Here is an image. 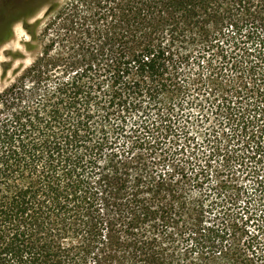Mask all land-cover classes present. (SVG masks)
Segmentation results:
<instances>
[{
    "label": "trees",
    "instance_id": "16d2710c",
    "mask_svg": "<svg viewBox=\"0 0 264 264\" xmlns=\"http://www.w3.org/2000/svg\"><path fill=\"white\" fill-rule=\"evenodd\" d=\"M55 6L40 55L0 93V264H264V222L249 231L222 187L187 173L198 98L229 96L195 56L210 70L219 50L235 54L247 75L236 94L250 99H222L223 133L204 136L264 170V0Z\"/></svg>",
    "mask_w": 264,
    "mask_h": 264
},
{
    "label": "rangeland",
    "instance_id": "374dc122",
    "mask_svg": "<svg viewBox=\"0 0 264 264\" xmlns=\"http://www.w3.org/2000/svg\"><path fill=\"white\" fill-rule=\"evenodd\" d=\"M68 1L0 0V93L14 79V70L28 67L40 55L44 41L42 33L45 31L46 25L54 21L56 15V11L47 15L48 11L58 8L55 6L56 4L63 5ZM26 26L29 28H26ZM31 33H35L38 40L32 41L34 49L32 52H27L25 50V43L32 40ZM18 53L23 54V56ZM195 57L197 58V63H201L203 67L201 70H204V74L207 77H210L211 73L221 74V80L228 83L227 93L229 96L223 98H209L208 96L198 98L209 100L206 104V111L202 113H198L196 110L192 111L195 114V118H202L204 120V125L201 127L202 134L194 132L191 135L194 138L192 145L193 147L196 145V151H192V166L188 168L187 173L188 175H192V178L196 181L202 182L206 180V186L215 189L222 187L220 191H223L229 199V204L226 206L228 213L235 218L237 217L240 224L244 223L249 231H256L257 233L264 222V200H262L261 193L255 191L258 188L257 181H261L259 175L264 176V170L260 171L262 163L257 160H249L240 152L235 153L234 151L237 150H235L236 144H233L234 142L228 148H224L226 144L222 143V149H219L217 144H209L207 138L204 136V133H207L206 129H213L210 127L215 125L217 126L216 131H219L221 135L223 133L222 130L224 128L220 127L221 125L219 124L221 122H218L221 118L217 117L219 113L215 112V108H217L222 99L234 102V104L235 102H239L237 108L244 106L245 101L242 104L240 103L241 99H250L244 97L242 94H236L241 92V89L238 87L240 85L244 87L246 84L245 78L247 75H244L243 79L240 78V75L243 76L244 74L243 70L238 66L236 67V56L235 54H231L230 51L229 54L221 50L216 51L212 57L213 69L210 68V70L204 69L206 67V63L204 62L205 56L196 55ZM4 62L12 64L11 71L6 77H3V68L6 64ZM198 64L193 68V74L198 72ZM194 78L193 75L192 81L195 80ZM210 84L211 88H214V84ZM203 116L205 117L203 118ZM225 131L229 135L233 130L228 126ZM227 135L224 138L226 141H229L230 137L228 138ZM171 142L176 146L179 143L182 145L185 142V138L181 136V139H178L177 136H174ZM189 156L190 154L186 152L185 155L180 156V159H186ZM198 173H200L199 176H197Z\"/></svg>",
    "mask_w": 264,
    "mask_h": 264
}]
</instances>
